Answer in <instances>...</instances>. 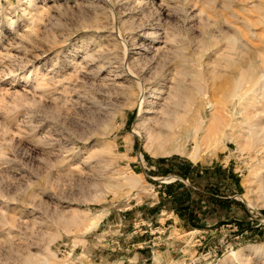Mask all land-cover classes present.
Masks as SVG:
<instances>
[{
    "label": "rangeland",
    "instance_id": "374dc122",
    "mask_svg": "<svg viewBox=\"0 0 264 264\" xmlns=\"http://www.w3.org/2000/svg\"><path fill=\"white\" fill-rule=\"evenodd\" d=\"M262 107L264 0H0V264H264Z\"/></svg>",
    "mask_w": 264,
    "mask_h": 264
},
{
    "label": "bare ground",
    "instance_id": "6f19581e",
    "mask_svg": "<svg viewBox=\"0 0 264 264\" xmlns=\"http://www.w3.org/2000/svg\"><path fill=\"white\" fill-rule=\"evenodd\" d=\"M205 79V78H204ZM256 100H258V99H256ZM259 110V109H258ZM153 111V110H152ZM159 111V110H158ZM257 111V110H256ZM148 112H150V111H148ZM154 112V114H155V112H156V114H157V111L156 110H154L153 111ZM251 113V112H250ZM254 113V112H253ZM252 115V114H251ZM254 116H258V115H264V109H263V107H262V109L261 110H259V111H257V112H255V114H253ZM252 115V116H253ZM214 116H215V113H214ZM192 118V117H191ZM190 118V122H191V126L197 131L198 129H200V124H201V122H200V119H198V117L196 116V115H194V117L191 119ZM144 119V118H143ZM155 124H160V120H158L157 118H156V116H153V117H151L150 118ZM163 123V122H162ZM171 122H170V120H166V121H164V125H168V124H170ZM263 124H264V122H258V123H255V124H253L254 126H255V128L256 127H258V130L260 131L261 129L263 130ZM153 125V124H152ZM150 126V127H148V129H147V131H148V136H149V138H153V137H155L156 135H158V134H162L163 132L160 130V131H157L156 130V128H155V125H154V127L153 126ZM157 127V126H156ZM192 129V128H191ZM205 130V129H204ZM212 130V125L211 124H209V125H207V127H206V130H205V134L206 133H209L210 131ZM169 136V135H168ZM224 136V135H223ZM168 138V137H167ZM223 139V138H222ZM262 139H264V134H263V136H262ZM180 148V147H179ZM179 152V154L181 153L182 154V152H181V150L180 149H178V147H176L175 149L173 148V152ZM199 151H200V147H199V144L197 143V145L194 147V151L192 150V152H189L188 153V157L189 158H191L193 161H196V160H199V159H201L202 158V155L199 153ZM171 152V151H170ZM175 152V153H176ZM236 253V252H235ZM234 253V254H235ZM233 254V253H232ZM232 256V255H231ZM235 258H236V256H235ZM232 260H233V258H232ZM228 261V260H227ZM248 263H249V261H247ZM246 263V262H245ZM244 264V263H243ZM247 264V263H246ZM250 264V263H249Z\"/></svg>",
    "mask_w": 264,
    "mask_h": 264
}]
</instances>
